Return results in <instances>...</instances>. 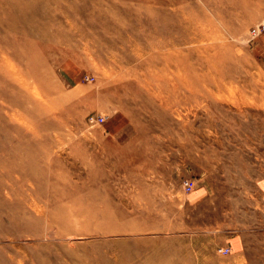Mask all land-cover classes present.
Returning <instances> with one entry per match:
<instances>
[{"label":"rangeland","instance_id":"obj_1","mask_svg":"<svg viewBox=\"0 0 264 264\" xmlns=\"http://www.w3.org/2000/svg\"><path fill=\"white\" fill-rule=\"evenodd\" d=\"M261 23L264 0H0V264H264Z\"/></svg>","mask_w":264,"mask_h":264},{"label":"built area","instance_id":"obj_2","mask_svg":"<svg viewBox=\"0 0 264 264\" xmlns=\"http://www.w3.org/2000/svg\"><path fill=\"white\" fill-rule=\"evenodd\" d=\"M262 31H264V23H261L258 26L252 27L250 29V31H249V36H250V38L253 39L254 37L258 36L259 33H261ZM88 120H89V122L91 124L98 123V122H103L104 121V119L101 116H97L95 119H93V118L90 119V117H89ZM186 188L189 189L190 186L188 184H186ZM219 252L225 253V252H227V250L220 249Z\"/></svg>","mask_w":264,"mask_h":264},{"label":"bare ground","instance_id":"obj_3","mask_svg":"<svg viewBox=\"0 0 264 264\" xmlns=\"http://www.w3.org/2000/svg\"><path fill=\"white\" fill-rule=\"evenodd\" d=\"M95 119L96 117H94V116H92V117H90V119ZM89 119V118H88ZM95 122V121H94ZM90 123V122H89ZM91 124V123H90ZM92 126H93V124H91Z\"/></svg>","mask_w":264,"mask_h":264}]
</instances>
